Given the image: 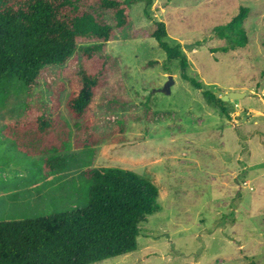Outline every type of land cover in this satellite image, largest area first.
<instances>
[{"label":"rangeland","instance_id":"rangeland-1","mask_svg":"<svg viewBox=\"0 0 264 264\" xmlns=\"http://www.w3.org/2000/svg\"><path fill=\"white\" fill-rule=\"evenodd\" d=\"M241 7L250 9L247 47L217 51L226 41L215 29ZM131 14L133 26L107 44V53L120 59L123 72L116 81L124 83L118 93L125 103L97 114V128L107 140L80 149L67 110L70 90L63 94L57 112L73 132L72 159L60 176L46 174L52 184L5 129L23 119L26 108L46 106L52 112L53 80L64 79V71L77 65L50 68L31 88L17 82L3 86L0 222L84 205L88 191L80 174L88 167H117L153 181L160 210L140 224L137 251L98 264H264V0H141ZM154 21L166 24V40L181 46L186 74L202 89L183 78L180 62H169L154 39L131 38L134 29ZM170 75L172 93L158 92ZM204 91L218 98L248 94L226 102L228 116L207 102ZM117 122H125L123 132H115ZM118 134L128 141L113 143Z\"/></svg>","mask_w":264,"mask_h":264},{"label":"trees","instance_id":"trees-1","mask_svg":"<svg viewBox=\"0 0 264 264\" xmlns=\"http://www.w3.org/2000/svg\"><path fill=\"white\" fill-rule=\"evenodd\" d=\"M140 1L0 0V92L11 82L31 88L46 70L77 65L75 70L64 71V79L53 80L52 112L46 106L26 108L23 119L5 129L34 159L32 167L45 173L48 184L54 182L48 176H60L72 159L68 154L73 144L68 138L73 132L57 112L68 89L75 146L98 148L107 140L97 128V114L125 103L118 93L124 83L116 81L123 72L120 59L107 53V44L133 26L131 8ZM249 12L248 7H241L229 23L215 29L226 41L217 51L227 54L247 47L244 25ZM167 37L162 21L131 33L132 39H154L169 62H180L183 78L202 89L201 83L186 74L188 58L181 46H172ZM203 94L229 116L222 98L210 91ZM120 126L125 122H117L115 132L123 130ZM127 141L124 134L112 139L115 144ZM80 178L87 185L86 204L52 215L0 222V264H98L138 250L140 224L160 210L158 186L117 167H88Z\"/></svg>","mask_w":264,"mask_h":264},{"label":"water","instance_id":"water-1","mask_svg":"<svg viewBox=\"0 0 264 264\" xmlns=\"http://www.w3.org/2000/svg\"><path fill=\"white\" fill-rule=\"evenodd\" d=\"M175 83L174 81V77L172 75L169 76V80L168 82L164 85V87L162 89H159L158 92L163 93L165 95H170L172 93V85ZM248 93L245 92H237V91H233L230 92L229 94H226L222 97V100L224 102H227L229 100H240L244 97L247 96Z\"/></svg>","mask_w":264,"mask_h":264}]
</instances>
